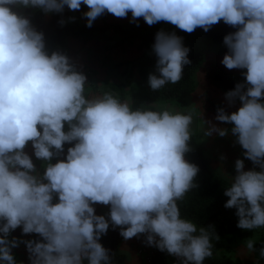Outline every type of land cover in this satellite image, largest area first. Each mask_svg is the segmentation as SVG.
Masks as SVG:
<instances>
[{
	"label": "clouds",
	"instance_id": "clouds-1",
	"mask_svg": "<svg viewBox=\"0 0 264 264\" xmlns=\"http://www.w3.org/2000/svg\"><path fill=\"white\" fill-rule=\"evenodd\" d=\"M82 6L89 28L108 13L189 34L221 21L237 29L223 39L221 63L242 70L244 82L225 95L229 107L237 100L241 106L231 114L218 109L215 120L233 125L254 168L235 161L224 208L236 210L239 229H264V0H0V264H17L12 250L21 243L30 264H112L100 243L110 226L124 240L144 235L180 264H204L220 239L214 226H198L180 210L200 171L185 158L195 113L134 108L111 91L89 93L86 75L67 55L49 54L44 34L13 10L47 15ZM152 51L150 89L179 83L191 63L182 38L161 30ZM213 133L225 137L229 130L213 125L204 134ZM29 144L42 172L25 151ZM65 145H72L66 154ZM96 204L109 207L107 218L96 214ZM17 229L40 239H9ZM243 244L256 251L255 239ZM259 255L264 259V245Z\"/></svg>",
	"mask_w": 264,
	"mask_h": 264
},
{
	"label": "trees",
	"instance_id": "trees-1",
	"mask_svg": "<svg viewBox=\"0 0 264 264\" xmlns=\"http://www.w3.org/2000/svg\"><path fill=\"white\" fill-rule=\"evenodd\" d=\"M25 13L29 15V20L32 26L39 32L44 34L45 50L51 54L52 52H60L68 54L66 40L72 39L86 44L91 41H111L115 37L118 41L112 45L105 47V50H111L123 44H132L138 42V47L143 52L133 61V65L137 68L138 77L144 81L147 77L148 70L155 68L156 57L149 53L155 42L157 32L163 30L168 33H175L183 40V45L190 49L188 59L191 61L184 68V74L181 81L177 84H168L160 91H154L152 96L146 97L149 104L133 103L134 108L148 106L152 104H173L182 107L187 95L195 90V74L204 65L205 59L199 49L201 45L217 44L222 46V55L224 56L228 49L223 43L226 35L235 32L237 29L225 25L222 21L212 26L208 32L197 28L191 34L179 30L175 26L160 22L153 26H149L143 19H139L138 24L131 27H123L119 24H108L104 22L101 27H87L86 24H66L61 25L60 21H66V13H52V18L49 21L43 20L45 15L38 9H25ZM113 36H110V34ZM117 67L124 66L123 63L116 64ZM210 79L213 83L219 86L226 93L235 89L237 83H243L244 77L242 73L228 74L221 69H214L210 72ZM109 87L117 93L121 99H125V88L121 83H109ZM238 101V100H237ZM222 107L217 103L210 104L209 109L216 111ZM231 114L232 112H227ZM230 125V124H229ZM233 127V125H230ZM66 130V129H65ZM72 145H65V154L67 148ZM192 151L186 154V159L190 163L196 164L200 171L195 178L194 183L197 185L195 189L190 191L184 201L180 202L181 215L184 218L190 219L198 226L212 225L216 233L219 235V241L213 240V255L205 260L204 264H243L238 258L233 256L234 247L232 242L236 236L242 238H250L257 231H246L237 227L238 217L235 215V209H225L224 204L227 202V197L224 196L226 187L229 182L219 178L213 172L210 162L205 155L201 144L198 142L195 135L192 136L190 142ZM241 148V147H240ZM242 149V148H241ZM243 150V149H242ZM244 151V150H243ZM248 161V166L253 167L251 161ZM55 163V159L52 161ZM258 169V168H256ZM120 229H113L111 226L106 235L101 237L100 243L110 251L112 264H124V255L119 251V245L123 241L120 236ZM259 240L256 242V251L254 257L260 260L259 249L264 245V229L260 230ZM151 258L149 264H170L175 259H169L166 252L159 251L156 247L151 249Z\"/></svg>",
	"mask_w": 264,
	"mask_h": 264
},
{
	"label": "rangeland",
	"instance_id": "rangeland-1",
	"mask_svg": "<svg viewBox=\"0 0 264 264\" xmlns=\"http://www.w3.org/2000/svg\"><path fill=\"white\" fill-rule=\"evenodd\" d=\"M118 41V37L113 38L111 41H93L87 44V49L92 52L101 51V47L107 42V46H112ZM138 42L132 44H123L122 46L115 47L109 51L110 56H114L116 60L122 61L125 66L111 65L108 69L93 70L90 65L83 66L84 73H90L88 82L93 87L89 93H102L104 91H111L117 95L107 84L109 83H121L125 88V99L131 100V103L149 104L146 101V97L152 96L153 92L148 85L149 74L155 73V68H150L147 73V77L144 81H141L136 75V68L133 65V61L136 60L138 55L143 51L139 49ZM202 52L205 63L195 74V90L186 96L184 105L182 107L175 106L173 104H155L157 108H168L173 111L186 112L192 110L195 113L193 123V135L196 136L198 142L201 144L205 155L210 162V166L215 173L221 179H224L230 183V176H234L235 173V161L237 159L244 160L245 171L252 170L253 167L248 166L247 159L243 156V150L238 144L235 143V137L230 132V125L220 123L215 120L217 115L216 111L210 110V104H219L226 112L237 111L241 106L239 101L232 106H228V102L225 99L226 92L219 86L213 83L210 79V72L214 69H221L228 74H239L242 70L226 69L221 61L223 59L222 46L217 44L201 45L199 46ZM105 50V48H104ZM149 53L153 54L152 48ZM137 57V58H136ZM136 58V59H135ZM94 72V74H93ZM138 74V73H137ZM103 85V87H101ZM225 128L229 130V134L225 137H220L218 134L213 133L211 136H206L204 133L211 126ZM67 130V128H66ZM30 146V145H29ZM30 148V147H29ZM36 164L38 171H43V164L41 161L33 160ZM259 171V169H256ZM96 214L98 213V204L94 205ZM108 207V206H107ZM109 208V207H108ZM98 215V214H97ZM260 230L258 229L250 238L255 239L257 242L260 236ZM21 240H39L40 238L36 234L23 235ZM14 236H10L9 239ZM248 238H242L236 236L232 242L233 246L244 245L243 242ZM236 251H239L237 248ZM13 255L17 261V264H30L28 260V253L26 246L21 243L17 248L12 250ZM234 256V253H233ZM170 264H173L170 262Z\"/></svg>",
	"mask_w": 264,
	"mask_h": 264
},
{
	"label": "crops",
	"instance_id": "crops-1",
	"mask_svg": "<svg viewBox=\"0 0 264 264\" xmlns=\"http://www.w3.org/2000/svg\"><path fill=\"white\" fill-rule=\"evenodd\" d=\"M14 11H17L19 14L24 15L29 19V15L25 13V9L21 7H15L13 9ZM88 9L85 6H82L79 11H69L67 8H65L64 13H66L67 18L65 23L66 24H86L87 20L83 17V13L86 12ZM52 18V14H47L43 16V20L49 21ZM131 20V14L127 18H116L111 14L105 13L104 15L100 16L93 22V26L95 27H101L104 22L108 24H119L123 27H131L135 25L136 23H130ZM110 36H113L111 33ZM121 39V37H118ZM93 42V41H91ZM91 42H88L86 44H81L80 42L72 39L66 40L67 50H68V57L70 61L75 65L76 69L80 72H82L87 77V82L89 80L88 74L92 75L90 73H84V70H82L83 66L90 65L93 70H104L108 69L111 65H116L118 63H121L122 61L116 60L114 56H110L109 51L104 50V48L107 46V42L102 45L101 51L98 50V52H92L87 49V44H90ZM138 44V43H137ZM139 57V55L137 56ZM136 57V58H137ZM135 58V59H136ZM124 64V63H123ZM125 66V64H124ZM94 74V72H93ZM137 74V68H136V75ZM139 78V77H138ZM88 92H91L92 86L88 82ZM109 86V84H107ZM30 145V144H29ZM30 147V148H29ZM25 151L32 156L33 160H35V157L33 156V150L31 148V145L28 146ZM56 162V160H55ZM109 208L104 205L98 204V215H104L107 218V215L109 213ZM11 236H14L18 239H23L22 230L17 229L15 230ZM144 236V235H142ZM145 237V236H144ZM146 242V237H145ZM147 245V243H146ZM148 248L152 249L153 246L147 245ZM234 247V256L238 257L243 264H264V259L257 260L254 257V253H249L244 245H237ZM239 249V251H236V249ZM119 251L121 254L124 255V264H141L139 261V258L135 252V249L131 246L130 240H124L119 245ZM173 264H180V261L176 258L173 262Z\"/></svg>",
	"mask_w": 264,
	"mask_h": 264
},
{
	"label": "built area",
	"instance_id": "built-area-1",
	"mask_svg": "<svg viewBox=\"0 0 264 264\" xmlns=\"http://www.w3.org/2000/svg\"><path fill=\"white\" fill-rule=\"evenodd\" d=\"M131 242V246L135 249V252L139 258L141 264H149L151 258V249L147 247L145 242V237L140 235L138 237H134L129 239ZM169 259H176V257L168 255Z\"/></svg>",
	"mask_w": 264,
	"mask_h": 264
}]
</instances>
